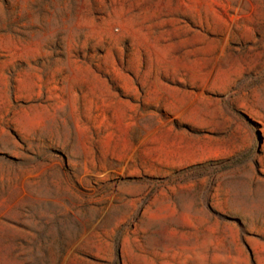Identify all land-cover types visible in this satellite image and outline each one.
Wrapping results in <instances>:
<instances>
[{
    "label": "rangeland",
    "instance_id": "rangeland-1",
    "mask_svg": "<svg viewBox=\"0 0 264 264\" xmlns=\"http://www.w3.org/2000/svg\"><path fill=\"white\" fill-rule=\"evenodd\" d=\"M0 264H264V0H0Z\"/></svg>",
    "mask_w": 264,
    "mask_h": 264
}]
</instances>
